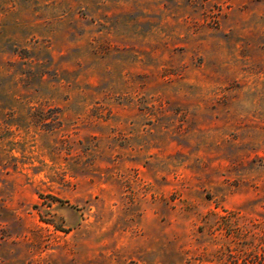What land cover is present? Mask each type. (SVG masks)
I'll return each mask as SVG.
<instances>
[{
  "label": "rangeland",
  "instance_id": "374dc122",
  "mask_svg": "<svg viewBox=\"0 0 264 264\" xmlns=\"http://www.w3.org/2000/svg\"><path fill=\"white\" fill-rule=\"evenodd\" d=\"M0 264H264V0H0Z\"/></svg>",
  "mask_w": 264,
  "mask_h": 264
}]
</instances>
